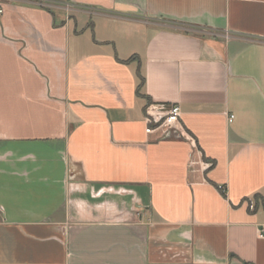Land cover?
<instances>
[{
	"label": "crops",
	"instance_id": "1",
	"mask_svg": "<svg viewBox=\"0 0 264 264\" xmlns=\"http://www.w3.org/2000/svg\"><path fill=\"white\" fill-rule=\"evenodd\" d=\"M0 8V264H264V0Z\"/></svg>",
	"mask_w": 264,
	"mask_h": 264
},
{
	"label": "built area",
	"instance_id": "2",
	"mask_svg": "<svg viewBox=\"0 0 264 264\" xmlns=\"http://www.w3.org/2000/svg\"><path fill=\"white\" fill-rule=\"evenodd\" d=\"M41 3L44 0H39ZM3 8H0V14L3 13ZM181 108L179 104H171V105H163L157 110H153L149 112L148 116L146 117V132L156 133L159 132L163 137H166L169 134L177 133L176 125L179 123L181 118ZM235 115L229 116V121H233ZM225 189L223 188V191ZM251 207L253 208L255 202L253 199H249ZM264 232L262 233V235Z\"/></svg>",
	"mask_w": 264,
	"mask_h": 264
}]
</instances>
